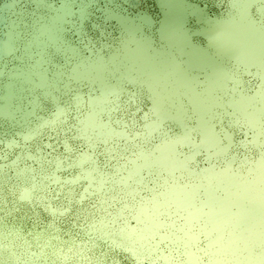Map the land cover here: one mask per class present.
<instances>
[{
  "label": "water",
  "instance_id": "95a60500",
  "mask_svg": "<svg viewBox=\"0 0 264 264\" xmlns=\"http://www.w3.org/2000/svg\"><path fill=\"white\" fill-rule=\"evenodd\" d=\"M17 10L0 264H264V0Z\"/></svg>",
  "mask_w": 264,
  "mask_h": 264
},
{
  "label": "rangeland",
  "instance_id": "374dc122",
  "mask_svg": "<svg viewBox=\"0 0 264 264\" xmlns=\"http://www.w3.org/2000/svg\"><path fill=\"white\" fill-rule=\"evenodd\" d=\"M23 0H0V66H6L11 59L13 52H16L17 43L23 35V29L19 23L23 18V14L18 12V8L22 5ZM131 8L140 5V0H120ZM243 38V39H242ZM240 37L242 44L249 43L248 39ZM241 44V43H240ZM240 50V49H239ZM244 53L247 50H241Z\"/></svg>",
  "mask_w": 264,
  "mask_h": 264
}]
</instances>
